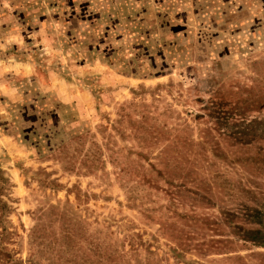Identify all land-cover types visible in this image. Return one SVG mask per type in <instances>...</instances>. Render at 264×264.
<instances>
[{
  "label": "rangeland",
  "instance_id": "rangeland-1",
  "mask_svg": "<svg viewBox=\"0 0 264 264\" xmlns=\"http://www.w3.org/2000/svg\"><path fill=\"white\" fill-rule=\"evenodd\" d=\"M0 264H264V0H0Z\"/></svg>",
  "mask_w": 264,
  "mask_h": 264
}]
</instances>
